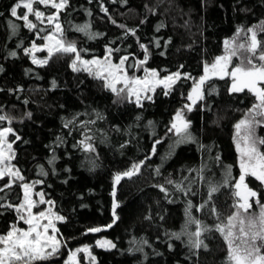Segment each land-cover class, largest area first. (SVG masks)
Returning <instances> with one entry per match:
<instances>
[{"label":"trees","instance_id":"obj_1","mask_svg":"<svg viewBox=\"0 0 264 264\" xmlns=\"http://www.w3.org/2000/svg\"><path fill=\"white\" fill-rule=\"evenodd\" d=\"M17 2L0 0V115L11 118L10 124L4 121L0 127H11L21 138L9 135L16 153L12 164L26 182L43 181L34 193L43 192L46 200L54 202L53 211L65 218L57 227L67 247L48 264H65L71 251L85 245L96 257L93 264H223L226 245L218 233L206 234L208 249H200L196 255L187 247L186 238L171 236L185 223L187 201L199 206L207 200L204 183L193 185L196 195L185 196L168 181L186 186L197 176L193 170L201 168L206 177L220 181L226 165H231L233 176L238 177L234 125L254 98L247 92L230 94L228 79L209 80L205 99L193 111L184 110L194 142L176 145L177 137L168 129L175 112L183 109L192 79L182 78L168 95L157 88L152 99L142 100L143 106L138 107L118 98L87 72L73 71L71 55H54L47 65H34L24 49L33 41L38 45L44 42L10 15ZM38 7L46 13L54 11ZM60 18L67 38L84 50L83 59L103 58L106 48L111 47L120 49L113 53L114 63L128 55L127 63L132 64L144 57L142 43L149 51L145 67L155 69L161 77L179 70L198 78L204 63L223 54V41L233 38L238 28L264 22V0H69ZM30 19L38 27L45 26L34 17ZM8 21L20 25L16 35H12ZM83 24L99 35L89 39L73 30ZM260 35L264 38V33ZM157 40L160 47H156ZM36 56L45 58L47 53ZM140 72L142 69H130L129 75ZM212 88L215 92L209 95ZM69 121L74 123L66 127ZM257 134L264 136V127L258 128ZM85 135L93 139L85 141ZM157 140L160 143H155ZM81 141L91 143L95 151H85ZM154 145L155 153L151 152ZM53 156L55 164L49 165ZM141 161L139 174L116 185L119 219L106 231L86 234L91 227L112 223L114 176ZM41 167L47 176L39 175ZM249 182L264 202L258 183L251 178ZM159 186L167 190V196ZM21 194V188L14 185L0 203L16 204ZM34 199L39 198L34 195ZM213 202L227 217L233 211L231 189L221 188ZM47 207L40 205L39 211ZM193 215L209 226L215 223L208 209L196 211L194 207ZM16 218L14 210L0 208V233H5ZM18 226L24 225L21 222ZM97 239L111 240L116 247L100 248L95 245ZM78 259L80 264H88L85 254L80 253Z\"/></svg>","mask_w":264,"mask_h":264},{"label":"snow or ice","instance_id":"obj_2","mask_svg":"<svg viewBox=\"0 0 264 264\" xmlns=\"http://www.w3.org/2000/svg\"><path fill=\"white\" fill-rule=\"evenodd\" d=\"M38 5L54 11L46 13L40 10ZM68 7L69 0H18L11 7L10 15L16 20L22 21L23 27L34 31L36 38L44 42L38 45L33 41L30 48L24 49L25 55H30L32 63L41 67L47 65L54 55H71L73 58L70 67L73 71H85L94 79L103 81L104 87L118 98L129 102H133L134 98L138 107L143 106L142 100H151L152 95L150 94H154L157 88L162 87L163 94L168 95L182 78L184 80L192 79L193 83L186 97L190 103L184 104L183 109H178L175 112L168 129L169 132H174L177 137L176 145L194 142L189 131L191 122L187 119L184 110L193 111L194 106L205 99V85L209 80L228 79L230 80V94L247 92L254 97L252 106L234 125L233 143L238 154V177L233 176L232 166L226 165L220 181L206 177L203 174V168L193 170L197 172V176L186 186L172 180L168 181L177 192H181L185 196L197 194L193 192V185L198 181L203 182L207 188V200L199 206L194 205L190 199L187 201L184 213L185 223L179 232H173L171 236L176 240L186 238L187 247L193 255H196L200 249H208V245L205 243L206 234L216 232L226 245L223 264H264V202L261 200L260 192L250 187L249 182V178H251L264 187V136L257 134V129L264 127V38L260 35L264 33V22L247 29L238 28L233 38L223 41V54L215 57L210 63H204L203 74L198 78L182 74L179 70L161 77L155 69L144 66L149 60V51L147 46L142 43L139 46L144 52V57L132 64L127 63L128 55L119 57L118 63H114L113 53L119 52L120 49L111 47L106 48L103 58L83 59L81 53L84 50L78 49L76 42L67 38L61 23L60 13ZM19 9L24 11L18 12ZM103 11L107 13V9H103ZM30 16L45 26L38 27V24L30 19ZM8 27L12 35H16L20 25L8 21ZM120 27L124 26L120 25ZM73 30L84 33L89 39H94L99 35L90 31L89 24L76 25ZM42 33L43 35H41ZM132 35H135L134 31ZM156 47H160L158 40ZM40 52H46L47 56L37 58L36 53ZM10 55L15 57L16 53L11 52ZM234 60L237 62L233 63ZM182 67L183 65H181ZM130 69L134 71L142 69L144 74L143 76H137L134 73L129 75ZM53 86H55V82H53ZM213 92H215V88H212L208 94L211 95ZM27 115L30 117L31 113ZM97 118H100L99 114H97ZM4 121L10 124L11 118L0 115V123ZM69 123H74V121L66 122L65 126L67 127ZM89 123H95V121H89ZM9 135L14 136L15 140L21 139L11 127H0V181L3 182L0 183V193L5 194L0 196V201L6 199L7 192L14 185L21 188L22 194L16 204L0 203V208L14 210L17 217L5 233H0V264H48L49 261L59 256L62 248L67 247L63 243V237L57 227V222H62L65 218L53 211L54 202L46 200L43 192L34 193L35 186L42 184L43 181L26 182L20 170L12 164L16 153L13 149V141L9 140ZM92 139V136L85 135V141ZM85 141H81L84 144V150L95 151L93 145ZM155 143L158 144L160 141L157 140ZM152 151L155 153V145ZM55 160L56 157L53 156L48 161L49 165H54ZM216 160L219 161L220 157L216 156ZM142 164L143 161L134 163L130 169L114 176L113 221L103 227H91L87 229L86 234L106 231L119 219L117 208L120 207V204L115 200L116 185H119L124 178L130 179L139 174ZM157 173H159V169H157ZM39 175L47 176L48 173L41 167ZM159 187L160 191L165 192L167 196V190L163 186ZM221 188H230L233 197L231 205L233 211L227 217L222 216L213 202L214 195ZM34 195L39 199H34ZM40 205L48 207L34 211ZM194 207L196 211L208 209L209 213L215 217V223L209 226L195 217L193 215ZM21 222L26 227L18 226ZM133 243L136 242L133 241ZM96 246L105 250L116 247L115 243L108 239H97ZM135 250L142 251V248ZM77 253L85 254L88 264H93L96 260L89 247L85 245L71 251L67 255L65 264H80L77 260Z\"/></svg>","mask_w":264,"mask_h":264},{"label":"rangeland","instance_id":"obj_3","mask_svg":"<svg viewBox=\"0 0 264 264\" xmlns=\"http://www.w3.org/2000/svg\"><path fill=\"white\" fill-rule=\"evenodd\" d=\"M237 61H233V63H236ZM143 71L142 72H140V74L139 75H137V76H143ZM203 74V73H202ZM159 88H161V89H163L162 87H159ZM150 95H152V94H150ZM186 97V96H185ZM254 98V97H253ZM133 102H134V98H133ZM186 103H188L187 101H185L184 102V104H186ZM183 104V105H184ZM175 115V114H174ZM174 115H173V117H174ZM244 115V114H243ZM241 118H243V116L241 117ZM240 118V119H241ZM233 136H234V130H233V135H232V139H233ZM234 147H235V145H234ZM236 150V149H235ZM237 153V152H236ZM237 164H238V154H237ZM238 170H239V168H238ZM255 181V180H254ZM255 182H257V181H255ZM258 183V185H259V182H257ZM259 190H262V191H264V187H261L260 185H259ZM33 198H34V196H33ZM40 207V206H39ZM39 207L38 208H36V209H34V211H39ZM20 227H26V225H24V226H20ZM96 245V244H95ZM79 254L80 253H77V260L79 261V259H78V256H79Z\"/></svg>","mask_w":264,"mask_h":264},{"label":"water","instance_id":"obj_4","mask_svg":"<svg viewBox=\"0 0 264 264\" xmlns=\"http://www.w3.org/2000/svg\"><path fill=\"white\" fill-rule=\"evenodd\" d=\"M199 102H200V101H199ZM199 102H198L195 106H197V105L199 104ZM152 150H153V148H152ZM152 150H151V152H153ZM126 179H129V178H124V179H122V180H126ZM122 180H121V181H122ZM113 186H114V185H113ZM111 214H112V213H111Z\"/></svg>","mask_w":264,"mask_h":264},{"label":"flooded vegetation","instance_id":"obj_5","mask_svg":"<svg viewBox=\"0 0 264 264\" xmlns=\"http://www.w3.org/2000/svg\"><path fill=\"white\" fill-rule=\"evenodd\" d=\"M186 97H187V94H186ZM186 97H185V101H187L188 103H190V102L186 99Z\"/></svg>","mask_w":264,"mask_h":264}]
</instances>
